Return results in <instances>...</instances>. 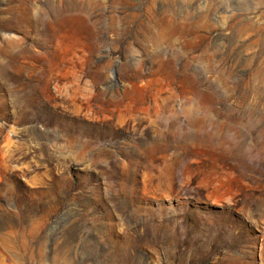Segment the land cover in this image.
I'll return each instance as SVG.
<instances>
[{
	"label": "rangeland",
	"instance_id": "374dc122",
	"mask_svg": "<svg viewBox=\"0 0 264 264\" xmlns=\"http://www.w3.org/2000/svg\"><path fill=\"white\" fill-rule=\"evenodd\" d=\"M0 264H264V0H0Z\"/></svg>",
	"mask_w": 264,
	"mask_h": 264
}]
</instances>
